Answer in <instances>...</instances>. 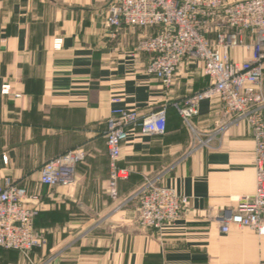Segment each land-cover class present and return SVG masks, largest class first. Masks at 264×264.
I'll return each instance as SVG.
<instances>
[{
    "label": "crops",
    "instance_id": "0c3cea01",
    "mask_svg": "<svg viewBox=\"0 0 264 264\" xmlns=\"http://www.w3.org/2000/svg\"><path fill=\"white\" fill-rule=\"evenodd\" d=\"M111 0H0V185L5 178L41 197L34 228L46 239L32 264H258L264 236L217 218L256 188L254 142L243 124L229 125L222 105L204 101L187 126L176 105L204 89L202 64L183 61L165 90L146 72L151 55L135 51L153 29L104 25ZM230 52L241 63L253 38ZM264 67V64H263ZM264 72V71H263ZM264 94V73L260 85ZM119 98L118 104L111 99ZM113 109L146 117L166 112L163 135L131 128L119 166L128 171L108 188L106 122ZM83 153L73 187L39 183L42 165ZM146 180L186 203L160 231L137 224L134 196ZM0 249V264H24Z\"/></svg>",
    "mask_w": 264,
    "mask_h": 264
},
{
    "label": "built area",
    "instance_id": "2783aa9c",
    "mask_svg": "<svg viewBox=\"0 0 264 264\" xmlns=\"http://www.w3.org/2000/svg\"><path fill=\"white\" fill-rule=\"evenodd\" d=\"M104 25L110 37L123 26L153 29L138 41L135 51L151 55L148 75L165 90L172 87L183 61L202 64L207 86L176 105L183 122L189 125L200 103H219L229 125L243 123L254 142L256 188L250 197L238 201L217 218L221 233L231 226L249 228L264 236V94L260 89L264 71V0H111ZM253 38L248 60L232 61L230 52L243 47L244 36ZM1 95L9 93L3 86ZM119 98L111 99L118 104ZM134 128L142 136L163 135L166 112L161 109L146 117L136 111L113 109L106 122L105 144L108 156V188L117 197V185L128 171L119 166L121 145ZM80 151H71L48 161L39 171V183L46 187H73L75 169L83 160ZM137 224L160 231L179 219L186 199L173 190L146 180L134 196ZM41 197L5 178L0 185V249L28 256L44 248L45 237L35 230ZM264 264V263H258Z\"/></svg>",
    "mask_w": 264,
    "mask_h": 264
},
{
    "label": "rangeland",
    "instance_id": "374dc122",
    "mask_svg": "<svg viewBox=\"0 0 264 264\" xmlns=\"http://www.w3.org/2000/svg\"><path fill=\"white\" fill-rule=\"evenodd\" d=\"M18 255H19V257H17V254L12 255L10 262H14L17 260L16 258H20V260H22L24 264H32V262L30 261L31 260V254H29L28 256H23L21 254H18Z\"/></svg>",
    "mask_w": 264,
    "mask_h": 264
}]
</instances>
